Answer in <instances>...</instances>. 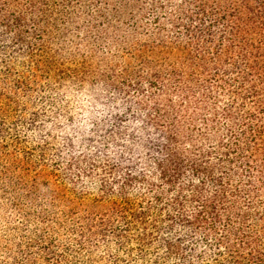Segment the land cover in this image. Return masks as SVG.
Returning <instances> with one entry per match:
<instances>
[{"label": "trees", "instance_id": "16d2710c", "mask_svg": "<svg viewBox=\"0 0 264 264\" xmlns=\"http://www.w3.org/2000/svg\"><path fill=\"white\" fill-rule=\"evenodd\" d=\"M15 221L0 264H264V0H0Z\"/></svg>", "mask_w": 264, "mask_h": 264}, {"label": "rangeland", "instance_id": "374dc122", "mask_svg": "<svg viewBox=\"0 0 264 264\" xmlns=\"http://www.w3.org/2000/svg\"><path fill=\"white\" fill-rule=\"evenodd\" d=\"M85 190L87 191L88 196L90 198L99 194V190H98L97 187L88 186ZM90 198L86 197L85 200L83 201V206H82V209L84 207V211H85V213H88V215L85 214L83 211L79 210V206L76 205V202H73L72 200L71 201H67V200L60 201L58 203V206H56V207H58V209H54V211H55L54 215L57 216L59 219H62L61 220L62 222H63V220H65V221L70 222V223H73V222L77 221L78 216L79 217L87 216V218L90 221H94V223L97 226V228H98V225L101 224V222H100V217H101V218H103V220L106 223H108L107 221H110L109 222V227L107 226V228L110 230V233H111V225H112V223L114 221L113 220V214L111 212H109L106 209V207L102 206L101 203H98V202L93 203L92 201H90L89 200ZM40 199H44V198H40ZM69 209H74V210H77L78 212L70 213V212H68ZM22 211H25V210H22ZM101 214L104 215V216H102ZM16 223H17V221H15L11 226H9L8 230L0 229V254L4 250L3 243L5 242V240H4L5 233L3 231H5V232H7V233H9L11 235V229L13 228L14 225H16ZM97 228L94 229V230L97 231V232L100 231V228L99 229H97ZM22 229H23V226H21L20 231ZM20 234L22 235L23 233H19L18 231L16 232V235L19 236ZM11 236L13 237V235H11ZM25 237H28L29 242L33 245L32 240H31L32 236L31 235L27 236V234H26ZM102 239L103 238L99 234L95 235V238H90V236H89V241L87 242L88 246L89 247L91 246L92 251H94L93 249H94L95 241L97 240L98 244L100 246V244L102 242ZM112 241H113V238H112ZM99 246H97V249H99ZM23 249H24V247L22 246V247L19 248V251H22ZM98 252H100V250ZM20 259H21V257L18 256V260L19 261H20ZM38 261H39L38 264H45L41 260V258H39Z\"/></svg>", "mask_w": 264, "mask_h": 264}]
</instances>
